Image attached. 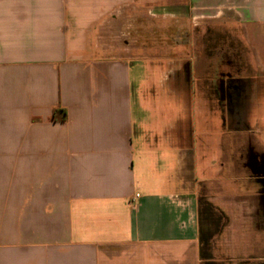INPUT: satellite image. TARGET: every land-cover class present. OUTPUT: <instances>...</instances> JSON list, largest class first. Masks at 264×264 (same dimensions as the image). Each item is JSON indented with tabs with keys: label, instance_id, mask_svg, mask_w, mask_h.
Instances as JSON below:
<instances>
[{
	"label": "crops",
	"instance_id": "obj_1",
	"mask_svg": "<svg viewBox=\"0 0 264 264\" xmlns=\"http://www.w3.org/2000/svg\"><path fill=\"white\" fill-rule=\"evenodd\" d=\"M160 21L239 26L232 105L142 42ZM263 108L264 0H0V264H264Z\"/></svg>",
	"mask_w": 264,
	"mask_h": 264
},
{
	"label": "rangeland",
	"instance_id": "obj_2",
	"mask_svg": "<svg viewBox=\"0 0 264 264\" xmlns=\"http://www.w3.org/2000/svg\"><path fill=\"white\" fill-rule=\"evenodd\" d=\"M166 24V25H165ZM186 24L179 23L178 21L158 22L157 25H152L150 27L148 24H143L142 42L158 44L157 50L158 55L164 54H174V56H185L188 54L190 56L189 63L184 64L183 70H189L195 77L199 84L201 92V103L206 104V106H213V81L207 82L204 78L210 77L213 79L215 74L220 70L225 69L224 61L231 59H238L247 72L254 71V62L251 57V51L246 45L243 35L239 26L235 25H223L209 23L205 25L188 26V31H185ZM152 29V31H150ZM145 40V41H144ZM183 45V51L178 48ZM141 54L149 53L150 49L148 47H141L137 49ZM186 57V56H185ZM235 61V60H234ZM158 67L162 66L160 64ZM165 70L175 68V71L182 70L181 63L179 64H163ZM178 68V69H176ZM159 80V79H158ZM141 84L142 90L149 87V80L143 79ZM209 84V86H208ZM211 88V89H210ZM158 91H161L157 85ZM208 99H205V97ZM152 98V97H151ZM150 98V99H151ZM156 105L158 107L157 113L160 114L164 111L167 117H175L179 112V102L177 99H172L170 97L157 96ZM163 107V108H162ZM163 109V110H162ZM156 113V115H157ZM210 119L217 118V114L211 112L209 115ZM255 122H260L264 124V108L257 112L255 117ZM257 123H255L254 128L257 129ZM208 130L212 133H219L224 130V127L217 126V123L211 122L210 125H203L198 127V131ZM259 137L264 138V131L261 134H257ZM209 136L198 135V140L200 139L199 145V156L206 155L209 153L207 149L204 148L203 142L208 141ZM205 152H208L205 154ZM213 152L209 153V158L213 155ZM209 159L199 158V163L201 168L207 167Z\"/></svg>",
	"mask_w": 264,
	"mask_h": 264
},
{
	"label": "flooded vegetation",
	"instance_id": "obj_3",
	"mask_svg": "<svg viewBox=\"0 0 264 264\" xmlns=\"http://www.w3.org/2000/svg\"><path fill=\"white\" fill-rule=\"evenodd\" d=\"M234 60L228 59L224 61L225 69L223 68V70L217 72L213 79L210 77V74H207L209 77L204 78L207 82L213 81V96H215L218 102L223 106L227 107L234 103L238 90L244 87L245 81L241 80L239 77L243 74L250 73L246 71L239 61H237V58ZM257 164L260 170L264 172V161H258Z\"/></svg>",
	"mask_w": 264,
	"mask_h": 264
},
{
	"label": "trees",
	"instance_id": "obj_4",
	"mask_svg": "<svg viewBox=\"0 0 264 264\" xmlns=\"http://www.w3.org/2000/svg\"><path fill=\"white\" fill-rule=\"evenodd\" d=\"M58 112V110H55V113H57Z\"/></svg>",
	"mask_w": 264,
	"mask_h": 264
},
{
	"label": "built area",
	"instance_id": "obj_5",
	"mask_svg": "<svg viewBox=\"0 0 264 264\" xmlns=\"http://www.w3.org/2000/svg\"><path fill=\"white\" fill-rule=\"evenodd\" d=\"M137 196H139V195H137Z\"/></svg>",
	"mask_w": 264,
	"mask_h": 264
}]
</instances>
